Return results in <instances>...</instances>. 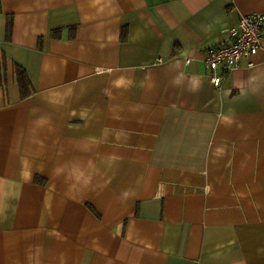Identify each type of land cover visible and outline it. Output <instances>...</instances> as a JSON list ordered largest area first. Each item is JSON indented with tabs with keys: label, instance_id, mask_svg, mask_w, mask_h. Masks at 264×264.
Returning a JSON list of instances; mask_svg holds the SVG:
<instances>
[{
	"label": "crops",
	"instance_id": "0c3cea01",
	"mask_svg": "<svg viewBox=\"0 0 264 264\" xmlns=\"http://www.w3.org/2000/svg\"><path fill=\"white\" fill-rule=\"evenodd\" d=\"M251 12L0 0V264H264V23L220 88L204 62Z\"/></svg>",
	"mask_w": 264,
	"mask_h": 264
},
{
	"label": "built area",
	"instance_id": "2783aa9c",
	"mask_svg": "<svg viewBox=\"0 0 264 264\" xmlns=\"http://www.w3.org/2000/svg\"><path fill=\"white\" fill-rule=\"evenodd\" d=\"M264 12L242 15L238 21L222 30L223 38L204 52V62L209 70L211 83L220 88L231 70L242 59L248 67L253 66V57L260 49L261 26Z\"/></svg>",
	"mask_w": 264,
	"mask_h": 264
},
{
	"label": "trees",
	"instance_id": "16d2710c",
	"mask_svg": "<svg viewBox=\"0 0 264 264\" xmlns=\"http://www.w3.org/2000/svg\"><path fill=\"white\" fill-rule=\"evenodd\" d=\"M4 57L5 56L3 54L0 56V78L5 76L4 73L6 71V59ZM13 72L14 78L20 90L21 97L27 96L30 93L31 84L25 70L18 64H15L13 67Z\"/></svg>",
	"mask_w": 264,
	"mask_h": 264
},
{
	"label": "rangeland",
	"instance_id": "374dc122",
	"mask_svg": "<svg viewBox=\"0 0 264 264\" xmlns=\"http://www.w3.org/2000/svg\"><path fill=\"white\" fill-rule=\"evenodd\" d=\"M262 23H264V22H262Z\"/></svg>",
	"mask_w": 264,
	"mask_h": 264
}]
</instances>
